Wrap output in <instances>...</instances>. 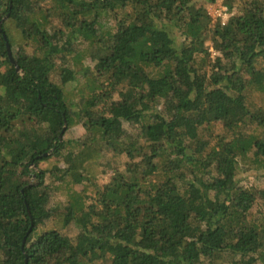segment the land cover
Returning <instances> with one entry per match:
<instances>
[{"label":"trees","instance_id":"trees-1","mask_svg":"<svg viewBox=\"0 0 264 264\" xmlns=\"http://www.w3.org/2000/svg\"><path fill=\"white\" fill-rule=\"evenodd\" d=\"M234 4L222 25L196 0H0V264L263 263L264 187L236 174L248 152L264 163V106L246 98L264 93V0ZM105 152L127 159L97 187ZM66 176L94 201L51 204Z\"/></svg>","mask_w":264,"mask_h":264},{"label":"rangeland","instance_id":"rangeland-1","mask_svg":"<svg viewBox=\"0 0 264 264\" xmlns=\"http://www.w3.org/2000/svg\"><path fill=\"white\" fill-rule=\"evenodd\" d=\"M198 4H201L206 8L207 12L210 11L216 4L221 2L223 4V0H214L212 3L208 2L206 0H196ZM42 12L39 13L38 19L42 23V25L46 28L49 27V22L44 20L43 14H45V10L48 6H51L50 3L47 1L45 5H43ZM237 10V4H234L232 11H230L231 14L236 13ZM234 12V13H233ZM101 23H102V33L105 34L108 31H112L116 25L115 15L113 12H103L101 15ZM212 20V19H211ZM214 21L212 20V23ZM52 24H56L55 21L52 22ZM175 36L177 37V43H180L181 37L178 36V34L175 32ZM206 46L208 47L211 55L210 57L213 58L216 54H218L216 51H213L211 48V43L209 41H206ZM76 46L80 53L83 54L82 57H84V60L87 56L85 44L82 43V39L78 40L76 42ZM81 57V58H82ZM87 61V59L85 60ZM81 85H83V80L80 78L78 81H72L67 83L64 86L66 96L72 100H77L78 98V91L81 88ZM247 98V104L250 108L255 109L256 107L264 106V93H261L257 91L254 87L250 88V92L246 93ZM124 129L128 134L134 135L136 127L129 125L128 123H124ZM245 128H250L249 132H252L258 136L262 134V130L259 128H256L254 126H245ZM212 134H223L224 130L222 126L218 123H215L214 126H212ZM82 126L81 123L76 122L74 123L68 130V132L64 133V138H77L78 136L82 135ZM206 133V132H204ZM125 155H113L111 152H105L104 157L102 158V173L97 177L96 181L94 180L93 183L97 184V187H102L104 184L109 182L112 175L114 174V171L116 169H121L123 167L124 163L126 162ZM238 159V166H237V174L236 179L239 185L243 187L248 188H255V189H261L264 187V163L256 160L254 156L248 152L246 155H242L237 157ZM64 165V163H63ZM116 168V169H115ZM91 182L84 181L82 184H72L71 179L66 176L63 181L56 182L57 189L53 191L51 204L55 203L57 205H60L61 207H64L68 201H71V195L72 192L75 191L77 193H80L81 198L79 201H82V203L85 201V205L89 204L91 201H94L96 190L98 188H95V185H93ZM81 203V204H82ZM262 214H264V205L260 203V201H257V203L254 205V207L251 209V215H255L260 217ZM51 227V222L46 221V223L40 227V229L45 230ZM78 232V228L75 226L74 223H71L67 228L64 229L63 233L68 235L69 237L73 238L76 236ZM261 262L264 263L263 258H259ZM262 263V264H263ZM260 264V263H258Z\"/></svg>","mask_w":264,"mask_h":264},{"label":"built area","instance_id":"built-area-1","mask_svg":"<svg viewBox=\"0 0 264 264\" xmlns=\"http://www.w3.org/2000/svg\"><path fill=\"white\" fill-rule=\"evenodd\" d=\"M211 19L215 21H219L222 25H224L230 16L232 15L230 11L227 9L225 5L221 2L216 4L210 11L207 12Z\"/></svg>","mask_w":264,"mask_h":264},{"label":"water","instance_id":"water-1","mask_svg":"<svg viewBox=\"0 0 264 264\" xmlns=\"http://www.w3.org/2000/svg\"><path fill=\"white\" fill-rule=\"evenodd\" d=\"M7 52H8V55L11 56V50H10V47H9L8 44H7ZM65 125H66V122H65V124H64V126H63V129H62L60 135H59L60 137H61V135H62V133H63V130H64Z\"/></svg>","mask_w":264,"mask_h":264}]
</instances>
